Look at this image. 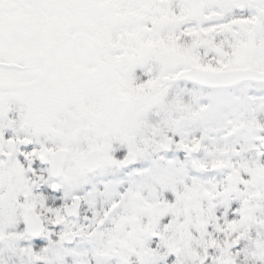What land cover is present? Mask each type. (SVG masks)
<instances>
[{"label": "snow or ice", "instance_id": "1", "mask_svg": "<svg viewBox=\"0 0 264 264\" xmlns=\"http://www.w3.org/2000/svg\"><path fill=\"white\" fill-rule=\"evenodd\" d=\"M0 264H264V0H0Z\"/></svg>", "mask_w": 264, "mask_h": 264}]
</instances>
